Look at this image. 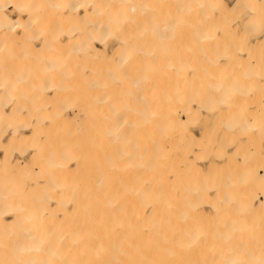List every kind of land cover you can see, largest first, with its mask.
<instances>
[{"label":"bare ground","instance_id":"1","mask_svg":"<svg viewBox=\"0 0 264 264\" xmlns=\"http://www.w3.org/2000/svg\"><path fill=\"white\" fill-rule=\"evenodd\" d=\"M0 264H264V0H0Z\"/></svg>","mask_w":264,"mask_h":264}]
</instances>
